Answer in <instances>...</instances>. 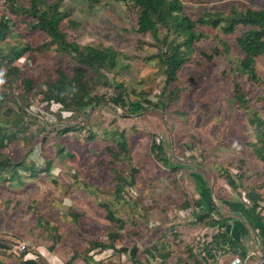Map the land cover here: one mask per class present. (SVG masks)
Instances as JSON below:
<instances>
[{
	"label": "rangeland",
	"instance_id": "1",
	"mask_svg": "<svg viewBox=\"0 0 264 264\" xmlns=\"http://www.w3.org/2000/svg\"><path fill=\"white\" fill-rule=\"evenodd\" d=\"M107 1L92 10L88 0H62V5L70 9V19L77 21L75 27H70L76 40L84 44L101 39L122 51L118 69L107 72L111 83L98 82L93 91L104 93L106 98L71 117L70 132H65L59 123L48 124L47 132H38L41 124L33 115L19 111L14 102L8 105L14 110L8 117L12 123L21 119L28 122L26 135L33 143L28 147V140L20 133V137L9 140L7 154L14 161L10 170L16 163L25 162L35 171L21 174L22 185L0 181V240H7L14 248L25 244L24 250L14 253L18 256L28 248L31 253L27 258L33 262L30 264H166L153 248L154 239L158 238L160 245L174 253L167 264H186L179 257L185 254L180 252L187 243L194 242L200 248L206 243L211 249L217 232L195 222L192 209L198 207L200 212L212 213L210 226L222 222L219 216L226 219L231 215L229 201H249L245 185L259 192V204L264 209V161L256 155L258 141L255 126L250 122L255 111L264 121V58L258 60L259 83L249 81L246 75L237 77L250 101L249 110L240 107L234 96L235 71L225 72L230 66L228 58L217 59L210 66L186 63L175 83L179 95L169 103L154 106L147 101L160 102L165 75L159 59L150 58L156 49L150 45L153 40L149 35L134 32L137 14L133 10L129 12L122 3ZM183 1L185 7L193 10V17L205 10L214 12L211 16L215 18H226L234 3L239 8L247 4L264 7V0L254 4L245 0ZM2 3L3 0L0 14L3 9L9 11L8 5L4 7ZM15 21L19 24L0 40V48L5 55L8 44L34 46L29 51L30 58L27 53L20 63L28 57L29 63L22 65L21 72L34 78L35 85L26 92L21 87L7 90L11 89L9 93L16 94L20 103L25 102L24 108L32 104L33 108L45 109L43 99L39 98L41 88L36 85L46 78L54 79L59 71L70 74L71 67L54 47H41L48 38L44 32L19 22V17ZM202 29L231 42V49L238 53L233 43L241 34L240 29L228 35L220 26L205 25ZM17 74L11 75L13 80ZM117 83L123 86L118 87ZM182 84H186L185 88L180 87ZM121 91L125 100L134 103L136 113L126 112L128 107L115 102ZM6 106L7 103L0 107L3 116ZM93 134L95 138H91ZM122 136L128 140V150L116 145L122 142ZM154 140L163 143L170 166L164 157L161 159L152 151ZM177 140L194 142L204 149L196 147L193 158L177 162L176 154L172 156L173 149L182 150ZM61 148L71 154L60 152ZM203 151L206 157L201 160ZM46 159L53 162L51 173L41 171ZM241 170L245 174L239 177ZM229 171L237 178L238 189L225 179ZM118 182L125 183L127 198L116 195ZM67 190L72 194L68 195ZM197 200L202 201L200 205ZM186 202L190 206L185 207ZM108 209L125 218L126 225L120 223L118 228L129 239L113 243L108 238V229L114 225L106 217ZM101 238L110 245L95 247L93 243ZM123 248H135L137 255L134 257ZM10 252L13 251L0 248L1 264L21 262Z\"/></svg>",
	"mask_w": 264,
	"mask_h": 264
},
{
	"label": "trees",
	"instance_id": "2",
	"mask_svg": "<svg viewBox=\"0 0 264 264\" xmlns=\"http://www.w3.org/2000/svg\"><path fill=\"white\" fill-rule=\"evenodd\" d=\"M88 1V5L92 10L95 9L97 5L101 6L106 2V0ZM115 1L122 3L129 12L134 11L137 14L136 26L133 25V30L137 34L149 35L150 39L153 40L150 45L154 46L153 48L156 49L153 50V54L151 53L153 56L150 58L157 57L161 69L164 71L165 86L158 99L160 102H152L151 100L147 102L154 106H159L162 102L165 103V101H167V103H169L172 99L176 98L179 95L177 94L179 86L175 83L178 78V73L183 69L186 63L191 62L197 63L200 66H210V64L217 59L222 58L225 60V58H228L230 66L225 69V72L235 71V73L232 74L234 77L233 81L235 80L233 82L234 96L240 107L248 108V110L250 109V101L246 96L247 93L241 88L240 83L237 82V77L239 75H246L249 81L260 82L257 74V65L258 60L264 58V7H254V5L247 4L245 8H239V4L234 3L229 9L230 14L226 18H215L211 16L214 15V12L210 13L205 10L198 16L196 15L193 17L190 14L193 10L185 7L183 0H108L107 4H112ZM245 1L254 4L260 0ZM2 4H4V7L8 5L9 11L1 8L3 12L0 14V40L5 38L13 31V28L19 24L18 21H15V18L19 17V22H23L34 29H39L44 32L48 38L43 42L41 47H54L59 55L65 57V60H67L68 65L71 67L70 74L59 71L54 79L46 78L39 85H36L41 88L39 98L43 99L46 105L45 109L40 107L33 108L32 104H28V106L24 108L22 104H25V102L22 101V103H20L18 101V96L16 94H10L9 92L11 89L10 91L7 89L12 87V89L16 91L17 87H21L26 92L27 89H32L34 87L35 79L27 77L21 72L23 68L22 65L29 63V61H27L28 57H26L23 63H20V58L29 53L30 50H33L34 46L30 43L25 46L22 44H8V53L5 55L0 48V107L7 103L4 112L6 116H3L0 111V181L5 183H7V181L13 182L9 185L15 183H17V185H22L24 184V180L21 174H29L28 171L34 172L35 168L33 169V166L30 167L25 164V162H18L13 169L10 170L14 161L7 154L10 143L9 140L11 138H17L16 135L19 136L20 133L24 139L28 140V147L33 143L28 134L26 135V126L28 122L22 121L21 119L19 122L12 123L13 120L8 118L9 114L14 113V110L8 106L9 103L14 102L19 111L33 115L35 120L39 121L41 124L38 132H47L48 124L55 125L57 123L65 128V132H70L73 127L71 122L73 119H70L71 117L73 118L80 111H86L89 106H96L106 98L104 93L93 94V91L97 87L98 82L107 85L111 83L108 79L107 72L118 69L121 63L122 51L118 50L113 44L104 43L101 39L86 42L84 44L76 40L71 30L73 31L72 28L77 25V21L70 19V9L62 5V0H3ZM127 17H130V14H127ZM66 19H68V22ZM201 25L213 27L220 26V30L225 35L235 33L240 29L241 34L235 38V42L233 43L237 46L238 53L236 54V49L234 51L231 49V42L220 39L219 35L216 36L207 33L202 29ZM20 26L23 27L21 24ZM234 45L233 47H235ZM141 47L143 48L142 42ZM2 54L4 55L3 57H1ZM237 55H240L239 58ZM30 56L31 54L29 53V58ZM14 62L18 67L13 64ZM13 73H18L14 80L11 76ZM185 85L186 84H182L180 87L185 88ZM117 86L122 87L123 84L117 83ZM168 90L169 93L166 94ZM118 94L119 95L114 99L115 102L123 107H128V111L126 112L136 113L137 111L133 110L134 103L125 100L122 91ZM22 98L25 99V101L27 100L26 96ZM36 103H38V101ZM250 117V122L255 126L258 141L256 155L264 161V121L256 111L251 113ZM31 135H33V133H31ZM90 136L91 138L96 137L94 134ZM122 138V142L116 143V145L118 148L122 147L124 150H126V148L128 150V140L124 138V136H122ZM41 144L44 145L45 142ZM178 144L181 145L182 150L180 152H177L175 149L172 150V156L176 154L175 159L177 162H187L189 157H194L193 149L196 147L198 149L203 148V146H196L194 142L189 141H178ZM151 149L156 152L159 158L163 159L164 157L167 166L172 164L170 158L164 156L166 152L163 143H157V141L154 140ZM63 150H65V153L71 154L66 148H61L59 151L62 152ZM200 154V159L203 160V157H206L205 151ZM44 163L45 165L42 167L41 171L43 173H51V168L53 167L52 160L46 159ZM176 167L177 166H174L173 168ZM138 168L141 170L140 167ZM8 172H10V176H8ZM243 173L245 174V170L244 172L241 170L239 177H242L244 175ZM193 176L195 177L194 174ZM117 177H119V175ZM14 179H16L17 182H14ZM225 179L235 189L240 187V185L238 186L236 184L237 178L233 176L230 171ZM251 188L252 187H247L246 185L244 186L249 201L246 204L243 203V201L242 203L251 215L257 220L263 221V215L259 212V210L261 211L262 209L259 204L261 195L258 191L254 189L251 190ZM124 189L125 183L118 182L115 186L116 195L127 198ZM71 194L72 192L69 190L68 195ZM201 202V200L196 201L197 205H200ZM184 206L188 207L190 205L186 202ZM192 212L193 217H195V222L217 229L214 236L215 240H219L220 237L226 236L222 229L226 225L224 222L225 220H220L222 222L210 226V217H212V213L200 212L198 207L192 209L191 213ZM106 217L114 223V225L108 229V233H110L108 238H110L113 243L119 241V239L124 241L129 239L126 234L118 228V224L120 223H122L123 226L126 225L123 216L118 217L113 211L108 209ZM160 233L162 234V231ZM102 239L103 238L97 239V242L93 243V245L95 247L99 245L103 248L108 247L110 244H107V242H104ZM154 241L155 244L153 248H155L158 254L163 258V263L167 264V260L174 256L173 251L167 250L166 245H160L158 238H155ZM194 244V242L187 243L185 249L180 252V254L185 253L179 257L180 260H184L186 264H208L209 260L213 258V251L208 248L206 243L204 245L197 243V245L199 244L202 246L201 248ZM17 247L18 246H15V248L14 246L11 247L7 240H0V248L13 251L10 253L13 257L21 260L19 264L33 263L32 260L27 258L29 257L28 254L31 253L28 251V248L25 251H21L22 253H19L17 256L15 253L20 251ZM123 250L128 251L130 254L133 253V256L135 254L137 255L135 248L131 250L123 248ZM139 264L141 263L139 262Z\"/></svg>",
	"mask_w": 264,
	"mask_h": 264
},
{
	"label": "crops",
	"instance_id": "3",
	"mask_svg": "<svg viewBox=\"0 0 264 264\" xmlns=\"http://www.w3.org/2000/svg\"><path fill=\"white\" fill-rule=\"evenodd\" d=\"M228 206L231 215H227L228 218L224 219L226 225L222 228L226 236L220 237L219 240L212 238V243H214L212 249L225 248V260L239 255L247 260L246 264L248 262L250 264H264V262H259L261 256L264 255V220H257L240 201H229ZM263 210L262 208L263 213L261 214L264 218ZM245 237L248 238V242ZM213 260H215L214 254L208 264H211Z\"/></svg>",
	"mask_w": 264,
	"mask_h": 264
},
{
	"label": "built area",
	"instance_id": "4",
	"mask_svg": "<svg viewBox=\"0 0 264 264\" xmlns=\"http://www.w3.org/2000/svg\"><path fill=\"white\" fill-rule=\"evenodd\" d=\"M219 218H220V220H224L221 216H219ZM215 231H217V229H215ZM25 247H26L25 244H22L21 246H18L17 248L24 250ZM211 250L213 251V254L215 256V260H213L211 264H246L247 260L242 258L239 255L234 256L228 260H225L226 249L223 247H218L214 250L211 248ZM249 256H251V255H249ZM259 262H264V255L261 256V259Z\"/></svg>",
	"mask_w": 264,
	"mask_h": 264
}]
</instances>
